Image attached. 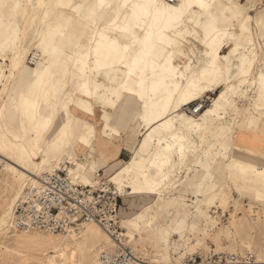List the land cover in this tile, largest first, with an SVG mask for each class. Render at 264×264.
<instances>
[{"label": "rangeland", "instance_id": "374dc122", "mask_svg": "<svg viewBox=\"0 0 264 264\" xmlns=\"http://www.w3.org/2000/svg\"><path fill=\"white\" fill-rule=\"evenodd\" d=\"M4 1L6 4H3ZM110 1L112 10H109L110 14L104 21V19L93 20L86 16L93 0H77L76 10L68 16L70 18L68 27L57 31L61 35V40L55 42L51 41L47 35H42L38 27L32 30L35 26L44 25L43 27L46 28L50 24V15L58 16L64 7L65 0H0V5L3 6L0 12V117L5 123V128L0 129V134L19 137L23 134V125L26 122L24 116L27 111L24 109L30 104H36L39 100V103L43 105L53 103L57 100L55 93L57 92L58 97L61 96L63 99L64 107L71 109L81 105L86 113L82 116L68 115L73 138H91L92 132L86 123L87 117L91 115L92 105L88 103L87 97L82 96L85 77H81V69L83 68L88 75H91L90 59L93 58L90 53L91 37L102 24L115 20L111 13L116 8L117 0ZM171 2L175 3V0ZM230 4L232 11L237 14L235 18L223 19L222 8L217 7L218 2L211 9L212 13L219 18L220 29L241 34V30L237 29V23L245 20L249 28L246 37H252L258 58L249 75L241 78L242 74L233 83L237 87V94L233 97L234 103L227 101L223 104L227 114L221 112L214 121L207 122L209 126L222 133L221 144L217 149H208L209 143L196 141L197 137L193 135L191 140L196 143L191 150L197 151L199 160L191 163L193 158H190L178 164L177 159L173 168L174 175L161 188L163 200L160 209L155 205L159 195L132 197L127 195L130 191L127 187L121 188L123 199L128 200L123 204V220L134 215L141 217L140 222L130 223V228L125 225V222L123 224V232L127 234L128 244L125 246L130 247L141 261L159 264L165 263V260L175 262L178 259L182 264H199L217 253L247 251H252L264 259V252H262L264 251V203L244 197L238 192L239 188H251L249 181L251 174L246 170L247 164L260 163L261 167L264 166L262 164L264 146L260 144V141H264V116L257 114L255 109L258 75L264 67V43L261 35L264 17L259 23L256 19L264 14V0H230ZM35 10L39 12H34ZM192 30H186L189 38L181 42L180 48L176 50L173 57V66L180 81L189 75L188 67L193 51L203 50L201 44L197 43L199 30ZM107 31L109 35L115 36L114 31ZM124 42L127 41L121 39V47ZM234 44L235 41L229 40L227 49ZM246 44L247 41H241L242 47H249ZM21 50L22 53H20ZM72 50H75V53H72ZM16 51L20 54L15 55ZM36 52L40 54L39 59L35 58ZM43 57L50 62V72L47 71L49 66H44L41 62ZM98 57L102 59L101 56ZM15 63H18L16 68H14ZM117 70L122 68L118 65ZM116 73L121 74L120 71ZM140 78L139 74L133 76L136 81ZM243 79H247V82L240 84ZM105 85L110 86L115 92L107 96L111 104L104 105L102 108L101 119L105 124L102 133L106 137L117 133L118 127L113 123L114 120L119 117L120 112L134 106L136 111L131 110L135 113L131 117L126 136V144L131 147L135 143V139L131 136L132 131L143 132L144 130L140 121L135 119L144 100L140 98L126 100L127 95L118 93L119 88L115 81L106 80ZM200 85L215 88L208 92L206 97L196 99L204 100L206 104L204 109H206L213 108L214 99L219 98L228 84L224 81L219 86H211L209 81H202ZM103 89L104 87L101 91ZM121 101L124 104L120 110H117L115 107ZM63 111L62 107L57 108V117L52 127H58L61 120L59 114ZM81 117L83 120L80 119ZM254 130L260 131L263 136ZM135 138L141 139V136L137 135ZM64 144V153L60 157L65 163L59 169L71 167L70 162L75 156L72 142ZM205 149H208V152L202 155ZM225 154L227 157L223 160ZM129 157L130 154L126 161ZM56 158L52 162H47L43 169H52L55 165L51 163L60 161V158ZM87 160L91 165L97 166L94 155H88ZM233 160H240L242 166H236ZM217 161H223L224 181L207 197L204 193L206 186H201L199 172L204 173L205 168L214 166ZM100 169L87 173V178L95 180L94 176ZM244 169L246 172H243ZM112 173L104 175L101 171L102 177L110 184H114L111 182ZM135 175L138 174L135 173ZM15 188H17L16 178L5 170L3 184L0 186V214L11 199ZM171 198L178 199L172 204ZM148 223L156 229L154 235L152 230L145 226ZM74 231L78 234L77 240L66 237L68 233L51 236L43 232L24 234L13 229L6 231L2 233L3 235L0 234V264H42L46 253L55 255V244L69 245V251L65 253V257L56 258L58 263L95 264V255L99 257L100 250H112L114 246L109 245L104 232L96 229L95 226L88 230L83 226ZM87 234H90L93 241L87 237ZM85 247L87 252L83 257L81 251Z\"/></svg>", "mask_w": 264, "mask_h": 264}, {"label": "bare ground", "instance_id": "6f19581e", "mask_svg": "<svg viewBox=\"0 0 264 264\" xmlns=\"http://www.w3.org/2000/svg\"><path fill=\"white\" fill-rule=\"evenodd\" d=\"M76 2L77 0H65L60 14L50 15V24L46 28L41 24V27H33L32 31L38 27L42 35H47L51 41L59 42L61 35L57 31L68 27L70 23L68 16L76 10ZM216 2H218L217 7L222 8L223 19L236 17L237 14L231 9L230 0H175V3L171 0H117L116 8L111 13L115 20L102 24L91 37L90 53L93 56L90 59L91 75H88L83 68L81 69V77H85L82 96L87 97L88 103L92 105L91 115L87 117L88 122L86 123L91 129V138H73L68 115L82 116L86 113L81 105L71 109L64 107L63 99L61 96L58 97L57 92H55L57 100L53 103L43 105L39 103V100L36 104L33 103L23 108L27 111L24 116L26 122L23 125V134H18L19 137L0 134V161L3 166L0 186L3 184L5 170L16 178L17 184L11 199L0 214V234L13 229L11 220L15 204L28 185H38L45 173L59 170L65 163L60 157L64 153V143L72 142L71 146L75 156L70 162L71 167L62 170H66L75 182L86 185L96 183V179L87 178V173L97 171L102 167V163L98 161L97 166L91 165L87 160L88 155L95 156L99 149L101 153L107 152L110 146L115 145L119 150L117 141L123 137L121 130L118 128L117 133L106 137L102 133L105 124L102 122L100 124L102 126L98 127L93 122L96 110L102 109L104 105H110L111 101L107 96L115 92L110 86L105 85L106 80L117 82L118 93L127 95L126 100L137 98L144 100L135 117L140 121L144 130L143 132L132 131L131 136L135 139V143L131 147L126 144L130 152L129 160L114 169L112 173L111 182L115 185L106 180L107 184L114 186L120 196H122V187H127L130 190L127 195L132 197L159 195V200L155 205L160 209L163 200L161 188L174 175L173 168L177 159L178 164L190 158H193L191 163L197 162L199 160L197 151L191 149L198 140L202 143H209L208 149L218 148L223 139L222 133L209 126L207 122L214 121L221 112L227 114L223 104L227 101L234 103L233 97L237 94V87L233 83L238 76L243 74L241 78H246L249 75L258 54L252 37H246L249 28L245 20L237 23V29L241 30V34L233 33L228 29H220L219 18L211 11ZM3 4H6V1ZM110 5V0H93L86 16L93 20L104 19L106 21L105 17L110 14L109 10H112ZM2 8L3 6L0 5V12ZM262 17L264 14L257 17V23L261 22ZM192 29L199 30L197 43L201 44L203 50L193 51L188 67L189 75L180 81L173 66V57L176 50L180 48L181 42L189 38L186 30ZM107 30L114 31L115 36L109 35ZM261 35L264 43V26ZM121 39L127 41L123 43V47H121ZM229 40L235 41V44L227 49ZM241 41H247L249 47H242ZM22 52L21 50L20 53ZM20 53L16 51L15 55ZM72 53H75V50H72ZM98 56L102 59L100 60ZM36 57L40 58L38 52H36ZM41 62L44 66L50 65L44 57L41 58ZM17 65L18 63H15L14 68ZM118 65L122 70H117ZM47 71L50 72V66L47 67ZM118 71L121 74H117ZM135 74L141 76L137 81L133 79ZM202 81H209L211 86H219L220 83L226 81L228 85L219 98L214 99L213 108H206L197 115L188 114L184 109L186 105L196 99L206 97L208 92L215 90V88L200 85ZM245 82L247 79L241 80L240 84ZM102 87L104 89L101 91ZM82 96L79 95V97ZM123 104L124 102L121 101L115 108L120 110ZM59 106L64 111L59 114L61 120L58 127H52ZM255 109L257 114L264 116V67L258 75ZM3 128H5V123L0 117V129ZM254 131L263 136L260 131ZM137 135H140L141 139H136ZM193 135L197 137L195 142L191 140ZM212 141L214 143H211ZM260 144L264 146V141H260ZM208 149L203 150L202 155H206ZM56 157L60 158V161L51 163L55 165L52 169H43L47 162H52ZM226 157L227 154L222 159L225 160ZM233 163L236 166H242L240 160H233ZM247 166L246 170L251 174L249 179L251 188H239L238 192L244 197L264 203V166L261 167L260 163H248ZM246 170L244 169L243 172ZM199 177L202 181L201 186H206L204 193L209 197L224 181L223 161H217L214 166H208L204 173L200 171ZM249 189L252 191H248ZM177 199L171 198V203L174 204ZM135 221L140 222L141 217L134 215L124 219L128 227ZM151 225V223L145 224L154 235L156 229H153ZM84 226L86 230L92 226L101 229L110 246L112 244L114 248L118 245L98 224L92 223ZM67 233L61 234L77 240L78 234L74 230ZM87 235L93 241L90 234ZM126 235L123 232L122 243L128 246ZM54 248L55 255L46 253L42 264H62L58 263L56 258L65 257V253L69 251V245L55 244ZM86 248H82L83 257L87 252ZM247 252L255 254L259 260L264 261L256 253ZM95 256V264H98V255ZM137 264L151 263L139 260ZM159 264H182V262L176 259L175 262L165 260V263Z\"/></svg>", "mask_w": 264, "mask_h": 264}, {"label": "built area", "instance_id": "2783aa9c", "mask_svg": "<svg viewBox=\"0 0 264 264\" xmlns=\"http://www.w3.org/2000/svg\"><path fill=\"white\" fill-rule=\"evenodd\" d=\"M205 106L204 100H196L185 112L197 115ZM2 168L0 161V182ZM95 177L94 185H86L75 182L66 170L45 173L40 183L28 185L16 202L11 220L13 230L61 234L79 230L86 224H98L118 244L112 250H100L98 264H137L136 253L122 243L123 198L114 186L106 183L101 171ZM199 264H264V261L251 252H221Z\"/></svg>", "mask_w": 264, "mask_h": 264}, {"label": "crops", "instance_id": "0c3cea01", "mask_svg": "<svg viewBox=\"0 0 264 264\" xmlns=\"http://www.w3.org/2000/svg\"><path fill=\"white\" fill-rule=\"evenodd\" d=\"M130 107L129 109L124 110V112H120L119 117L113 122L121 130L123 134L122 135L123 137L119 141H117L119 145L116 143L119 146V150L116 149L117 147H115L116 146L115 145V146H110V150L107 152L103 151L101 153L99 149V152L95 154V157L98 163H102V167L100 171H102L104 175H110L114 171V169L118 168L120 165H122L127 160V157L130 154L129 149L126 146V141H127L126 136H127L128 128L130 126L131 117L136 111V107L134 106L131 108ZM131 110H135V111L131 112ZM102 115H103L102 109L98 108L96 110V117L93 120V122L97 124L98 127L101 126L100 124L102 123V119H101ZM80 119L83 120L82 117ZM125 201H128V200L122 199L120 201L121 216H122L123 204ZM122 222L124 224L123 216H122Z\"/></svg>", "mask_w": 264, "mask_h": 264}]
</instances>
